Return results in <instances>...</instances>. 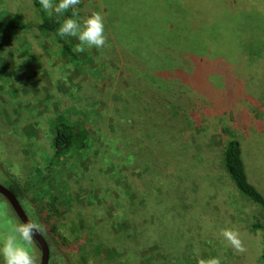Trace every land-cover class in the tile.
<instances>
[{"label": "rangeland", "instance_id": "rangeland-1", "mask_svg": "<svg viewBox=\"0 0 264 264\" xmlns=\"http://www.w3.org/2000/svg\"><path fill=\"white\" fill-rule=\"evenodd\" d=\"M34 2L0 0V18L36 25ZM74 10L81 22L101 12L109 45L76 64L35 28L0 32V183L21 186L51 264H262L251 222L264 209L231 183L222 149L240 142L264 195V0H80ZM177 88L191 109L144 94ZM60 119L86 129L85 150L55 157ZM153 193L163 217L143 207ZM0 212L20 222L2 195ZM225 228L240 231L245 253L227 246Z\"/></svg>", "mask_w": 264, "mask_h": 264}, {"label": "trees", "instance_id": "trees-1", "mask_svg": "<svg viewBox=\"0 0 264 264\" xmlns=\"http://www.w3.org/2000/svg\"><path fill=\"white\" fill-rule=\"evenodd\" d=\"M56 2H58V0H54V3ZM34 4L38 12V15L40 17V22L38 24L31 26L25 22H20V21L7 22L2 18H0V32L6 29H15V30L24 31L26 29L35 28L37 31H39L42 34L50 35L54 39V41L60 46L62 57L66 59L69 63L76 64L80 60V58L79 55L75 51H73L75 45V38L74 37L62 38L57 34V30L59 26L63 23L65 18L78 19L80 14L77 17H72V11L75 10L70 9L68 12L64 13L63 15L60 16L54 15L53 17H49L48 14L43 10L38 0H35ZM192 58L195 59L194 57ZM132 76L133 74L126 71V79ZM227 82L229 83L230 80L227 79ZM144 94H145V98L152 103H155V101L153 100H157L161 98L164 99L165 96L168 95V99L170 98V101L173 100L171 101L170 104L175 105L179 110H185L186 108H190L188 104L193 103V100H191L192 96L178 88L172 93H161L157 91V89L156 90L151 89V93L149 94L144 93ZM125 125L127 126L128 123H126ZM128 131L129 128H127L126 136H129ZM54 133L55 135L53 140V146L55 150V157L65 154L66 152H69L72 149L77 151H82L87 148L88 133L85 128L78 127L75 130V128L73 129V127L69 125L65 120L60 119L54 127ZM222 155H223V168L227 173V175L229 176V179L231 183L234 185V187L239 191L240 194H242L252 203L257 204L264 209V195L255 187V185H253L250 182L248 175L246 173V168L242 158V149L240 142L236 139H231L227 141V143L224 145L222 149ZM142 184L144 187L147 188L145 181L142 182ZM184 184L186 185V183ZM7 187L19 198V200H21L24 197V191L22 190L21 186H19V184L10 181ZM147 190L148 189H146V191ZM221 193L223 197L226 195L223 189ZM191 194L192 193L190 191V196ZM196 195L199 196V194ZM201 195L202 194H200L199 199L202 202V204L207 203V200L204 201ZM206 195H208V193H206ZM189 199H191V197ZM163 204H164V198H161L160 194L154 195L153 193L152 197L149 196L148 198H146L145 202L143 203V207L148 208L153 206L155 209L159 211V213L163 217L164 216V213H162ZM175 204H176V199L174 201V205L173 206L170 205L171 209H174ZM203 217L204 216H202V218ZM205 218L209 219V216L205 215ZM163 226L166 227L165 221L164 220L161 221V217L160 218L156 217V225L152 226V228H154V231L162 230ZM251 228L255 231L262 232L264 235V217L254 216L252 218ZM260 259L262 264H264V242H263V248Z\"/></svg>", "mask_w": 264, "mask_h": 264}, {"label": "clouds", "instance_id": "clouds-1", "mask_svg": "<svg viewBox=\"0 0 264 264\" xmlns=\"http://www.w3.org/2000/svg\"><path fill=\"white\" fill-rule=\"evenodd\" d=\"M39 2L48 16L53 17L63 15L70 9L74 10L80 0H58L56 3L54 0H39ZM78 15L77 11H72V17ZM57 34L62 38H77L78 44L73 49L76 53H83L92 48L102 50L109 46L105 35V19L101 12H92L82 22L76 18H65ZM44 231L43 225L35 219L13 222L8 219L6 213L0 212V258L3 264H37L33 251L35 237ZM220 236L236 254L247 251L238 229H222ZM198 264H222V261L220 257H212L200 259Z\"/></svg>", "mask_w": 264, "mask_h": 264}, {"label": "water", "instance_id": "water-1", "mask_svg": "<svg viewBox=\"0 0 264 264\" xmlns=\"http://www.w3.org/2000/svg\"><path fill=\"white\" fill-rule=\"evenodd\" d=\"M0 195H2L10 204L20 222L30 219L23 208L19 198L6 186L0 183ZM35 241L41 250L40 264H50L51 250L48 241L43 234H38Z\"/></svg>", "mask_w": 264, "mask_h": 264}, {"label": "flooded vegetation", "instance_id": "flooded-vegetation-1", "mask_svg": "<svg viewBox=\"0 0 264 264\" xmlns=\"http://www.w3.org/2000/svg\"><path fill=\"white\" fill-rule=\"evenodd\" d=\"M22 204V203H21ZM45 237V236H44ZM51 260H52V254H51ZM51 260H50V264H51Z\"/></svg>", "mask_w": 264, "mask_h": 264}]
</instances>
